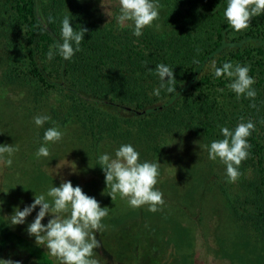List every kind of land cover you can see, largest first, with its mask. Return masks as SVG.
I'll return each mask as SVG.
<instances>
[{
    "label": "rangeland",
    "instance_id": "374dc122",
    "mask_svg": "<svg viewBox=\"0 0 264 264\" xmlns=\"http://www.w3.org/2000/svg\"><path fill=\"white\" fill-rule=\"evenodd\" d=\"M200 1L212 9L218 0ZM38 2L48 3L52 11L62 10V15L70 14L75 22L86 19L89 24L96 22L101 29L108 27L119 12L118 0ZM159 3V18L146 26L145 32H168L169 37H181L188 42V48L193 46L195 51L203 50L215 40L214 29L219 22L227 23L223 16L225 4L220 7L221 17L218 18L212 9L199 18L197 14L191 15L193 7L189 0H159ZM4 8L0 0V143L13 144L19 150L14 154L11 167L0 163V201L3 202L0 213L13 233L19 236L21 245L28 244L25 246L30 250L29 246L36 245L34 237L26 232L27 223L32 221L35 212L25 225L10 226L8 216L13 207L19 205L22 209L32 201L33 191L36 194L45 192L51 182L58 186L63 177L95 197L101 206L109 207L108 216L102 220L104 227L96 235L100 247L94 251L99 264H102L104 253L109 258L107 264H126L134 250L139 257L136 264H264V180L261 179L264 93L260 89L253 85L255 98L243 95L237 98L228 88L230 80L225 86L211 80L195 92L190 88L182 99L157 114L139 118L129 115V119L115 114L108 106L90 103L83 107L63 91L34 84L29 77H23L18 85L8 86L9 68L14 71L20 60L24 62L22 58L27 57L28 52L19 27L2 31L3 20L10 17L4 15ZM252 22L258 21L252 18ZM9 43L14 44L13 51L7 50ZM154 46L163 50L161 42ZM155 53L161 54L154 58L156 64L168 62L162 60L160 51ZM209 66V62L203 66L198 79L212 74ZM104 67L100 72L107 77L108 83L113 82L111 78H118L117 82L124 78L129 90L135 89L133 93L150 101L160 99L151 94L159 86L158 77L146 76L136 68L137 73L128 77L126 72L118 73L117 68ZM94 86L82 82L79 91L91 97ZM41 88L45 93H41ZM95 92L100 94L96 89ZM109 94L116 100L122 98L118 89ZM37 115H49L51 120L37 128L33 123ZM248 120L255 124V130L247 138L249 156L239 166V178L228 182L225 165L219 159L210 160L203 146L223 138L220 127L235 128ZM53 122L64 132L63 139L49 146L50 157L37 159L35 153L43 143L44 131L54 126ZM174 140L177 142L169 146ZM125 143L139 151L141 161L160 163L155 188L163 193L164 204L158 206L156 212L149 211L148 205L130 207L127 198L121 199L119 195L111 201L107 195L110 190L105 185L98 157L104 152L114 154V150ZM71 162L75 163L77 173L70 175V167H74ZM57 169L59 174H53L52 179ZM46 221L47 217L43 222ZM4 245L0 237V258L26 264V251ZM39 248L48 254L42 246Z\"/></svg>",
    "mask_w": 264,
    "mask_h": 264
},
{
    "label": "clouds",
    "instance_id": "9594fccd",
    "mask_svg": "<svg viewBox=\"0 0 264 264\" xmlns=\"http://www.w3.org/2000/svg\"><path fill=\"white\" fill-rule=\"evenodd\" d=\"M119 12L114 18L119 26L132 29V35L141 37L146 26H150L159 18V0H118ZM264 15V0H226L223 16L231 28L240 32L250 27L251 19ZM71 15H65L60 24V39L49 45L47 60L55 56L71 60L81 50V42L87 29L80 27L74 30L70 21ZM49 17L47 23H52ZM199 64L198 60L193 61ZM209 71L215 78L230 80V88L240 98H255L256 89L254 77L249 75L250 66L235 65L228 61L217 66L215 60L209 62ZM152 71L151 68H148ZM155 73L159 86L152 90V95L160 97L161 90L168 94L176 93V79L173 67L165 63L155 65ZM167 77V79H165ZM51 120L49 115H37L33 123L37 128L43 127ZM52 127L45 129L43 143L35 153L37 159L50 157L52 144L62 141L64 132L53 122ZM255 130V124L248 120L238 123L235 128L220 127L222 139L213 140L203 147L212 161L219 159L225 165V175L228 182H235L241 175L239 166L249 156L250 145L247 138ZM168 144L169 146L176 143ZM165 146V145H164ZM19 150L13 144L0 143V163L11 167L14 154ZM52 160V159H51ZM99 167L104 174V182L110 190L107 195L114 201L117 195L127 198L130 207L139 208L148 205L151 212L158 211V206L164 204L163 193L155 188L158 183L160 163L158 161H141L140 153L130 143L121 144L113 153L104 152L98 157ZM70 167L71 174L77 169ZM57 166V165H56ZM90 167V166H89ZM56 168V167H55ZM60 169V168H59ZM57 169L53 174H59ZM3 202L0 201V204ZM23 203V202H21ZM35 212L26 232L34 237L35 244L42 246L48 255L54 257L58 264H99L95 258V249L100 247L96 235L103 229L102 220L108 216L109 207L101 206L100 202L87 195L79 185L73 186L71 180L61 177L58 186L51 182L45 192L36 194L33 199L21 209L14 206L8 216L9 225H25L27 218ZM47 217L46 223L45 218ZM0 264H22L20 260L2 259Z\"/></svg>",
    "mask_w": 264,
    "mask_h": 264
},
{
    "label": "trees",
    "instance_id": "16d2710c",
    "mask_svg": "<svg viewBox=\"0 0 264 264\" xmlns=\"http://www.w3.org/2000/svg\"><path fill=\"white\" fill-rule=\"evenodd\" d=\"M2 1L5 7L4 15L10 16L2 19L4 28L2 31L19 27L23 38H25L23 46L28 52L27 57L22 58L24 62L20 60L14 71L9 68L8 86L18 85L23 77H29L34 80L30 81L34 84H42L63 91L62 93L67 94L66 96L77 99L83 107L84 104L93 103L112 108L115 114L120 117L130 115V118H139L157 114L171 103L182 99L190 88L195 92L196 88L207 86L211 80L216 81L219 86H225L229 79L215 78L213 74L204 75L198 79L203 66L215 59L218 67L228 61L234 65L236 63L249 65V75L256 78L254 86L264 93V15L254 17L258 22H250V27L240 32L234 31L228 23L219 22L217 28L214 29L215 40L208 47L199 51H195L196 48L193 46L188 48V42L181 37L179 39L169 37L168 32L154 33L144 30L141 37H135L132 35L131 28H121L116 20H113L108 27L101 29L102 26L96 22L89 24L87 19L75 22L72 17L70 23L74 30H79L80 27L87 29L84 41L80 45L81 50L71 60H64L57 55L49 61L46 58L49 45L60 39L61 21L65 15L70 14L62 15V10L52 11L47 5L48 3L39 4L38 0ZM189 3L193 7L191 15L197 14L201 18L206 16V12L213 9L219 18L222 16L220 7L223 4L226 5V0H218L212 9L201 4L200 0H189ZM49 17H52V23H47ZM165 34L167 39L163 40ZM151 35L153 37L148 39ZM187 37L192 38L191 35H187ZM157 42L162 43L163 50L154 46ZM13 48H15L14 44L9 43L7 50L13 51ZM155 51H160L162 60L168 61L163 63L173 67L177 81L176 93L168 94L161 90L162 97L150 101L148 98H143L141 94L133 93L135 90L133 87L129 90L128 84L123 81L124 78H120V82H117L118 78L114 80L111 76L109 79L111 78L113 82L110 84L107 82V77L102 76L100 72L101 68L103 69L107 65L110 68L119 69L118 73H128V77H133L134 73H137L135 68L141 70L140 73L146 76L157 77L155 65L159 62L156 64L154 58H159L161 54L157 55ZM194 60H198L199 64L194 63ZM148 68H151L152 71H149ZM77 74H81L82 77ZM128 77L125 76V78ZM82 82L95 85V89L100 94H97L93 87L91 88V97H86L79 91ZM112 85L116 86L111 87ZM108 87L112 91L118 89L119 96L122 98L116 100L110 97L111 90ZM41 93H45V90L42 89ZM251 142H254L253 137ZM261 173V179L264 180V169L261 170ZM0 237L4 246H12L28 253L24 252L28 259L26 264H57L37 245L29 246L32 250L27 249L28 244L21 245L19 236L13 233L1 213ZM137 245L139 244L137 243ZM138 258L136 250H134L132 258L128 259L126 264H136ZM107 260H109L108 255L104 253L102 264H107Z\"/></svg>",
    "mask_w": 264,
    "mask_h": 264
}]
</instances>
